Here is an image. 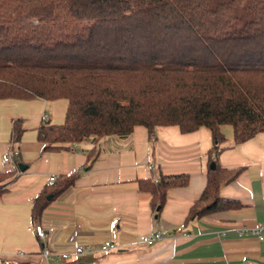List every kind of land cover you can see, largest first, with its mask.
<instances>
[{
	"label": "trees",
	"instance_id": "obj_1",
	"mask_svg": "<svg viewBox=\"0 0 264 264\" xmlns=\"http://www.w3.org/2000/svg\"><path fill=\"white\" fill-rule=\"evenodd\" d=\"M30 98L68 101L63 124L39 129L45 151L136 126L209 128L207 183L189 218L220 211L230 204L221 186L241 172L217 160L221 127L236 144L264 131V0H0V99ZM21 132L15 122L14 143ZM78 177L46 187L34 216ZM188 183L180 174L139 185L158 215L169 189Z\"/></svg>",
	"mask_w": 264,
	"mask_h": 264
},
{
	"label": "crops",
	"instance_id": "obj_2",
	"mask_svg": "<svg viewBox=\"0 0 264 264\" xmlns=\"http://www.w3.org/2000/svg\"><path fill=\"white\" fill-rule=\"evenodd\" d=\"M67 107L65 99H0V264H264V237L237 233L264 223V131L236 144L232 126L221 127L226 140L217 160L225 169L241 170L220 188L230 204L189 218L207 183L214 145L209 128L183 133L178 126H159L150 135L136 126L128 136L91 137L45 151L39 129L63 124ZM18 121L21 138L14 143ZM13 148L19 155L4 166ZM76 172L74 184L49 195L41 215L34 216L40 193ZM180 174L189 183L169 189L155 215L152 196L139 183ZM38 222L46 226L49 246L66 250L82 244L90 253L47 261L43 242L30 229ZM159 229L167 235L148 244ZM105 240L120 249L102 252Z\"/></svg>",
	"mask_w": 264,
	"mask_h": 264
},
{
	"label": "built area",
	"instance_id": "obj_3",
	"mask_svg": "<svg viewBox=\"0 0 264 264\" xmlns=\"http://www.w3.org/2000/svg\"><path fill=\"white\" fill-rule=\"evenodd\" d=\"M19 155V151L17 148L11 149L6 156L3 158L2 164L5 166L9 163L14 162L15 158ZM51 181H55L56 177H51ZM30 229L37 235V237L43 242V251L42 255L47 260L61 259L66 260L74 256H83L86 253H90L91 249L85 245L79 244L71 249L59 250L55 249L47 244V231L46 226L42 222L36 223L34 226L30 227ZM167 231L163 229L157 230L148 240V244H152L156 240L162 239L167 235ZM237 233L239 234H252L258 237H264V223H260L257 227L252 229H238ZM100 250L102 252H110L116 251L120 249V245L116 242L105 240L100 245Z\"/></svg>",
	"mask_w": 264,
	"mask_h": 264
},
{
	"label": "water",
	"instance_id": "obj_4",
	"mask_svg": "<svg viewBox=\"0 0 264 264\" xmlns=\"http://www.w3.org/2000/svg\"><path fill=\"white\" fill-rule=\"evenodd\" d=\"M211 167L213 168L214 167V164L213 165H211ZM51 198V196H48V200Z\"/></svg>",
	"mask_w": 264,
	"mask_h": 264
}]
</instances>
